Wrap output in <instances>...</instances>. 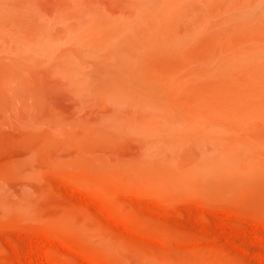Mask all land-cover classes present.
I'll list each match as a JSON object with an SVG mask.
<instances>
[{
  "label": "rangeland",
  "instance_id": "1",
  "mask_svg": "<svg viewBox=\"0 0 264 264\" xmlns=\"http://www.w3.org/2000/svg\"><path fill=\"white\" fill-rule=\"evenodd\" d=\"M0 264H264V0H0Z\"/></svg>",
  "mask_w": 264,
  "mask_h": 264
}]
</instances>
